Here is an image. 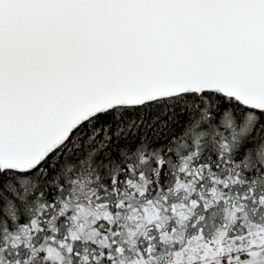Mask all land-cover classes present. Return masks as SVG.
<instances>
[{
	"label": "snow or ice",
	"instance_id": "obj_1",
	"mask_svg": "<svg viewBox=\"0 0 264 264\" xmlns=\"http://www.w3.org/2000/svg\"><path fill=\"white\" fill-rule=\"evenodd\" d=\"M0 264H264V0H0Z\"/></svg>",
	"mask_w": 264,
	"mask_h": 264
}]
</instances>
